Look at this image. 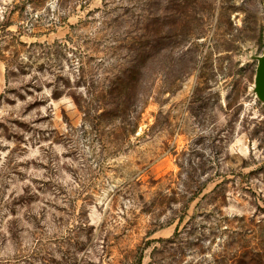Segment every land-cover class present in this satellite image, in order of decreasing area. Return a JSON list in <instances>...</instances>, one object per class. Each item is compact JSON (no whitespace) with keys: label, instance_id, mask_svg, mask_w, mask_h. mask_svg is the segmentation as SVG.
Returning a JSON list of instances; mask_svg holds the SVG:
<instances>
[{"label":"rangeland","instance_id":"1","mask_svg":"<svg viewBox=\"0 0 264 264\" xmlns=\"http://www.w3.org/2000/svg\"><path fill=\"white\" fill-rule=\"evenodd\" d=\"M264 0H0V264H264Z\"/></svg>","mask_w":264,"mask_h":264},{"label":"water","instance_id":"2","mask_svg":"<svg viewBox=\"0 0 264 264\" xmlns=\"http://www.w3.org/2000/svg\"><path fill=\"white\" fill-rule=\"evenodd\" d=\"M254 91L258 100L264 103V54L258 58Z\"/></svg>","mask_w":264,"mask_h":264}]
</instances>
